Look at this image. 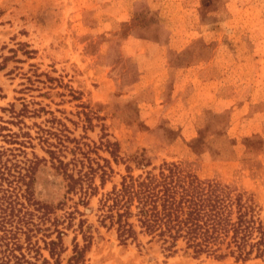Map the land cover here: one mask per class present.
<instances>
[{
    "label": "rangeland",
    "instance_id": "374dc122",
    "mask_svg": "<svg viewBox=\"0 0 264 264\" xmlns=\"http://www.w3.org/2000/svg\"><path fill=\"white\" fill-rule=\"evenodd\" d=\"M134 15L151 16L134 32L158 48L124 42L121 25ZM0 150L42 159L35 197L63 202L58 264H67L74 237L83 245L78 215L64 229L74 209L92 226L82 264H264L183 243L170 255L145 237L122 245L98 222L102 194L126 164L140 173L129 159L139 154L152 166L189 162L201 179L235 184L264 219V0H0ZM49 150L68 172L88 175L87 205L65 193Z\"/></svg>",
    "mask_w": 264,
    "mask_h": 264
},
{
    "label": "trees",
    "instance_id": "16d2710c",
    "mask_svg": "<svg viewBox=\"0 0 264 264\" xmlns=\"http://www.w3.org/2000/svg\"><path fill=\"white\" fill-rule=\"evenodd\" d=\"M150 19L151 16L147 21L137 20L134 15L128 24L123 23L124 38H142L134 32L135 28L137 25L148 28ZM112 145L115 148L109 154L117 161V144ZM47 152L50 160L56 159L54 169L66 181L65 193H79L80 203L87 205L91 195L88 175L68 172V163L54 151ZM129 159L140 173L133 174L126 164L125 174L118 184L102 194L98 204L99 224L113 229L120 244L139 245L140 238L145 237L170 255L183 243L186 249L215 259L264 260V219L251 193L218 178L201 179L189 162L162 161L152 166L143 154ZM40 160L23 161L11 150H0V264H49L43 250L53 264L59 263L64 232L58 228L63 223L56 210L62 209L63 202L54 205L35 197L33 185ZM105 162L109 164L106 159ZM106 166L108 172L103 166L100 169L101 183L112 171ZM76 215L75 230L81 235L83 245L79 246L73 238L67 264H82L93 238L92 226L78 209L67 213L64 229L74 225Z\"/></svg>",
    "mask_w": 264,
    "mask_h": 264
},
{
    "label": "crops",
    "instance_id": "0c3cea01",
    "mask_svg": "<svg viewBox=\"0 0 264 264\" xmlns=\"http://www.w3.org/2000/svg\"><path fill=\"white\" fill-rule=\"evenodd\" d=\"M124 42L126 44H132L133 46H139L142 44H145L146 46H150V47H159V43L154 41V40H150V39H146V38H138V37H134V36H129L127 37ZM127 55H130L131 53H126ZM131 56V55H130ZM153 69V68H152ZM168 71V69H167ZM169 72V71H168ZM168 75V74H167ZM167 77V76H166Z\"/></svg>",
    "mask_w": 264,
    "mask_h": 264
}]
</instances>
